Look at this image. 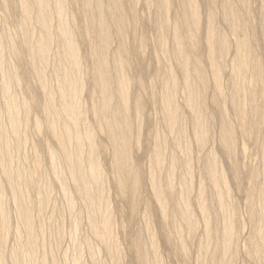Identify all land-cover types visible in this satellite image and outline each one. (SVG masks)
I'll use <instances>...</instances> for the list:
<instances>
[{
    "label": "rangeland",
    "instance_id": "obj_1",
    "mask_svg": "<svg viewBox=\"0 0 264 264\" xmlns=\"http://www.w3.org/2000/svg\"><path fill=\"white\" fill-rule=\"evenodd\" d=\"M7 1H8V5L4 6L2 4L3 0H0V44H1V46H0V53H1L0 57H1V55L3 57V60L1 62L2 64L0 63V69H2V70H0V82H2L3 76H5L7 78L9 77V79H11L10 81H11V86H12V85H14L12 83V80L14 79L13 77L16 74L17 75L19 74L20 84L18 86H15V85H14V87L12 86L13 89H10V93H11L10 96H12V94L15 98L17 96L18 102L22 101V100H26V101L28 100L30 107H31L30 116L28 117L27 121H24L26 124L24 122L22 123V130H23L22 138L18 139L16 137H13V138L11 137V142H12L10 145V152L11 153H9L7 156L12 155L11 157H8L11 159V160L8 159L9 160L8 162H9L10 167L14 170V175H15V173L16 174L18 173V170H21L24 172V169H26V170H28V172H26V170H25V172L27 173V174L26 173L25 174L27 176H30V170H31V174L35 172L31 176L34 175L33 176L34 179L36 181L38 180L35 183L36 185L33 189L30 188V189L25 190L24 188H26V187L22 188L24 186V184L22 187H20L22 190H24V192L26 191L24 196L27 195V197L30 199V202L32 203V205H31L32 210L31 211L33 213V223H34L33 226L36 228L35 229L37 231V232H35L37 234L36 239H38V242H39L37 248L35 249V255L38 256V257H36L35 260L37 262H39L40 260H42V258H45V257L47 258L49 256L48 257L49 259H52L54 257L53 261L56 264H136L139 262V254H138L137 250L135 249V246H136V243H139L142 251L145 253V255H147L146 257L148 258V259L146 258L145 264H197V263L198 264H201V263L202 264H215V263L216 264H259V263L264 264V220H263L264 219V204H262V203H264V201H263L264 195H263V193L260 192V189L257 190L258 185H260L261 183H264V180H263L264 179V160H263L264 159V123H263V126L261 128V131L257 132V135H256V133H253V132L251 134L243 133L241 130L236 128V130H237L236 131L237 149H236V154L232 159H229L224 154L223 149H221L222 146L218 143V140H216V138L220 134V131H218L219 130L218 128H219L221 121H222L221 117L223 118V116L221 115V111L219 109L221 102L223 100L227 99L226 101H223V107H225L224 104H226L225 110H226V113H228L227 116L229 115L228 116L229 119L232 121L233 124L235 123L234 126L235 127L237 126L236 118L234 117V113L232 110L233 106H232V104H230L231 103L230 98H231V94H232V87L229 84V79H230V74H231L229 67H230L231 62L234 58V56L232 54L234 52V48H235L234 43L235 42L232 41L231 36H229L230 35L229 27L226 25V23H224L223 18H221L222 17V12H221L222 0L216 1L217 2V4H216L217 9L216 10L218 11L217 13L219 15V16L217 15L218 26L216 24V27L220 32H223L229 36L228 37V41H229L228 42V50L224 54L225 62H226L225 72L223 73V76L221 78L224 93H223V98L221 99L222 101L219 104H215L214 102L212 104V101L208 99V101L212 104L211 105L209 103L211 106L208 105V114H207L211 132L209 135V139H207V142L204 145V147L203 146L198 147V145H197L198 143L195 142L194 131H193L194 117H192V114L189 111H187L185 106H184V102H183L184 101V88L182 87V84H180V86H179L180 88L177 92V102L179 103L180 109H181L180 110V116L178 119L179 120L178 124H179V126L181 125L180 127L185 130L184 132L186 134L183 137L184 141L181 138L183 145L181 144L182 142L180 144H181V146H185V145L190 146V152H189L190 154L189 155L191 156V160H192V161L191 160L190 161H191V163L193 162L190 165V172L192 173V174L190 173L191 177H189L190 178L189 180L191 181V182L190 181L189 182H190L191 187H192L191 188L192 192L190 194H187L189 192L186 191V188L184 189V187L186 185L185 186L183 185L184 180L186 178H188V176H187L188 171L187 170H189V169H188V167H186L187 165H185V163H183L182 161H180V162L178 161V164H177L178 166L176 165V167L174 169L172 168V163H173L172 158L174 156H177L176 157L177 159L179 158V160H182L183 157H185L186 155L185 154L183 155V153H185V150L183 151L182 148H177V149L173 150L174 145H173V139L171 136L172 134L170 132H169V134H171V135L169 136V134H168V136H166V133H168L169 130H168V125H167L165 119L162 117V107H161V105H162L161 99L163 98V96L165 95V93L167 91L164 83L162 82V81H165V79H166V73L164 70L163 71L161 70L162 72H160V73L157 71L159 64H160V61L166 55H168L169 59L171 58V55H170L172 52L171 50H173V47H174V43L172 42L173 33L172 34L170 33V36L168 37V40H167L166 48L168 51L165 50L166 55L162 54L161 51L160 52L158 51V53L156 54L157 48L155 46L156 45L155 41L157 38V34H156L157 28H156L155 24L157 23V18H158V14H157L158 13V6L156 5L157 0H152L153 5L151 4L150 6H147L145 4V0H140L137 3L136 7H137V14H138V20H137L138 22H137V24H135L133 26L129 25L128 36H127L128 40H126V42H127L126 44L128 47L127 48L128 49L127 50V58L129 59V62L131 61L130 62V66H131L130 69H131V74H132L131 75V84H130V88H129L130 93H131L129 102H130V104H134L137 101H139V102L141 101L140 103H142V105H143V112H142L143 115L140 116L141 119H137L135 117V111H133L134 108L132 109V111L130 113V118L134 122L133 125L138 123V122H136L137 120L138 121L142 120V121H140V127L141 128L139 127V123L136 126L135 125L133 126V130H135L136 132H137V129L138 130L141 129L140 130L141 132L139 131L141 138H140L138 144L136 146L133 145V147H132L133 148V150H132L133 167L136 170L139 178L141 179V185L137 191L138 193L136 195V198L133 201V203L135 204L134 205L135 209L132 207V199L130 198L129 193L127 191H121L117 187L118 174L114 170V164H113V158L114 157L112 155L113 152L111 151L112 150L111 148L107 147V135L105 134L104 129H102V127L100 126L101 122L99 120L98 110H97L99 103H100V98H99V94H97L98 93L97 90H95L92 75H91L92 74V68L91 67L94 64V60H93L94 58L92 57V54L90 53L91 48H92L91 42L93 41V38L91 39L90 36H88L86 33L83 34V31H82V27L85 24L84 17L82 16V12H81V4L83 1H81V0H53L56 8L58 7L59 8L58 10L61 11L63 16L67 18L66 20L69 21V22L67 21V23H66L67 24L66 28H68L67 31L72 32L73 38H75L77 46H79V51H80L79 61L81 63H80V71H79L78 76L81 79L82 84H83V86L81 88L82 91L80 93V100H81V103L83 105L82 111H81V120L83 123H85V124L89 123L91 126H93L94 131H95V135H96L95 138H96V142H97V149L99 150L98 158H99V162L101 164L102 173H103V177H102V179H103L102 183L103 184L101 183L100 185L104 188V190L100 185L95 186L93 183H92V189H94V191L96 190L95 193H96V195H98L97 196L98 198H100L102 196L103 200L107 199L108 201L107 200L106 201L109 203L108 204L109 205L108 206L109 207V210H108L109 214L108 215H109V218L110 217H112V218H110L111 222L108 223L109 226L106 227L108 225V224H106L103 227L104 229L103 228L101 229V235L105 238L110 239V240L109 239L108 240H109V245H110L111 250H112L111 253L107 249H105L106 250L105 251L104 248L102 247L103 246V244H101L102 242L100 241L101 243H99V241H97L98 240L97 237L95 235H92V232H91V231H93V228L91 226L92 224L90 225L89 220H88L89 211H88V209H86L83 206L87 210V212H86V210L81 206L84 204L82 196L79 197L80 195H78V194L76 195V193H75L76 191L73 192L74 189L72 188L73 185L69 181V178H68L69 175L65 174L66 172L64 171V170H67L66 169L67 166H65V163L62 161V159H60L61 158L60 157L61 151L59 152V149L58 150L56 149V147L58 148V146L56 144L57 142H56L54 136H52L51 133L48 132L45 127L40 132H37L36 128L34 126L36 123V119H39L41 121L42 120L45 121L47 119V118H44V115H43L44 114L43 109L45 107L44 105H45V100H46L45 95L49 94V93H52V94L54 93V95H56V98L58 95L57 90H58L59 83H60L59 82L60 76H58L59 71H57V69L59 68L58 65L60 62V61H58L59 60L58 58L60 56L59 52H60L61 47H62L61 46L62 42H61V39L59 38L60 34H59L58 28H57L58 23L55 22L53 24V26L51 27V31L54 34V42L51 46L52 48H51V51L49 52L47 63H44L42 61L40 62V58L38 56H36V58L38 60L37 61L38 66L40 67L41 71L43 70L42 71L43 72L42 77L45 79L46 85H47L46 90H45L46 94H45V93H43L42 89L40 90V88L38 86L39 78L35 77V75L31 73V70H30L31 62L29 61L30 58L28 57L29 55L25 51V47L22 45L23 42L21 41L22 36L20 33V29H21L20 26H21V23L23 22L24 19H23V14H22L21 8H20L21 7V3H19L20 0H7ZM93 1H95V0H93ZM123 1L125 4V6H124L125 12L124 13L126 15H129V13H127L128 12L127 5H128L129 0H123ZM209 1L210 0H198L199 6L201 8L200 9L201 15L203 14L202 15V27L205 29V30L203 29L200 32V36H199L200 38L204 37L206 29H207V27L205 25L207 23V16H208V12H207L208 8L207 7H208ZM100 2H102L103 5L101 3L100 4L103 7L99 4V8H102V10L98 9L99 11L98 10L97 11L102 13L104 18L106 17V19H108L106 21H109L108 22V24H110L109 29L112 30L111 31L112 40H111V44H110L111 47L109 49L110 51H108L109 53L107 54V57H108L107 59L109 60V63H110V71L112 73L115 69V68L113 69L114 66L112 64V63H115V60L113 58H115L116 53L118 51L117 49L120 47V45H119L120 41L118 39L119 37L117 36L118 32L116 30V27L114 26L115 24L113 25L112 23H110L111 21L107 15V13L109 11L108 7L110 6V0H102ZM223 2H224V0H223ZM250 3H251V10L254 11L255 17L257 20V22H256V25H257L256 26V33L254 35L255 41H254V45H253V52L256 55V58H258L260 60V62L262 63V66L264 68V37H263L264 34L261 31L262 29H261V25L259 23V17H260L259 15H261L263 8H264V0L263 1L251 0ZM56 4H59V5H56ZM106 7L108 9H106ZM172 7L173 8H171L172 10L170 12L171 17H172L171 19H173L175 17V15L177 14L176 13L177 8H178L177 0H173ZM35 12H37L36 5H35V9L32 13V18L27 20V23H26L27 24L26 25L27 30L30 33H32L33 37H31V38H33L32 39L33 44H36L37 39L40 37V33H42L39 26H38L39 24L37 23V17L35 16V14H36ZM98 12L96 14L97 18L99 17ZM217 20H216V22H217ZM263 27H264V24H263L262 28ZM75 29H77V30H75ZM170 32H173V30H171ZM132 33H133V35H132ZM261 35H262V37H261ZM12 36H13V39L11 38ZM133 37H135V38H133ZM143 37L146 38V41L144 42V44L145 43L146 44L143 45V47H141L142 48L141 49V48H139V40ZM11 42L13 45L11 44ZM189 50H190V47H186V50H185L186 53H189ZM167 52H168V54H167ZM169 52H170V54H169ZM36 55H38V54H36ZM200 56H202L201 59H202L203 66L207 67L209 65V62L206 59L207 57H205V47L204 48L201 47V49L199 51V57ZM170 60H172V58ZM172 62H173V60H172ZM42 66H43V68H42ZM173 71H174V73H177L178 80L181 83L182 72H180V69L178 68V66L176 64L173 65ZM2 73L4 75H2ZM253 73H254V71L252 70V72L249 73V78L253 75ZM250 74H251V76H250ZM81 76L83 78H81ZM137 80H138V83H137ZM248 81H249V79L246 82H248ZM0 85H1V83H0ZM263 85H264V83H263ZM112 87H115V83H112L111 88ZM244 88H245V86H244ZM150 89H153V90H150ZM142 91H146V92H142ZM155 91H156V93H155ZM244 92H245V90H244ZM132 94H134V95H132ZM150 95H152V96L150 97ZM137 96H139V97L137 98ZM224 96H226L225 97L226 99L224 98ZM5 98H6V96L3 93V91L1 90V86H0V107L3 106V103L5 102L3 100H5ZM95 98H97V99H95ZM139 98H140V100H138ZM208 98H211V94ZM116 99H117V97L114 99L113 103H115L117 101ZM214 110H216V111H214ZM7 115H8L7 113L1 114L0 123L1 122L4 124L8 123ZM2 116H4V117H2ZM20 116L24 117L23 110H21ZM212 117L213 118L215 117V119H213ZM49 120H51V117H49ZM6 126H9V123ZM81 127L83 128V124L81 125ZM135 127L136 128L138 127V128L136 129ZM217 133H218V135H217ZM161 134L163 136L165 135V138H168V139H166V142H165V145L167 148L164 145L166 150L164 149L165 151L163 154V157H164L163 158V164L166 163V165L164 164L161 167V169H160V170H162L161 173H160V170H158V171L156 170L157 173L156 172L155 173L159 177L161 176V174L164 177L165 175L166 176L168 175V171H170L169 168L174 170V173H173L174 176L172 175V172H171V175L174 178L171 177L172 180L169 179L170 182L172 183V191L174 192L173 197H175L174 200L176 199L177 201H179L181 194H182V196H184L183 192H184V194H185V191L187 192L184 197L187 199L190 198L189 200L191 202V205L194 206V207L192 206L193 213H192V211L190 212L194 216L192 214H190L191 215L189 217L190 221L191 220L194 221L195 219H197L196 221H194V224H195V222L196 223L198 222L196 224L197 226L193 227V229L190 228V226H192V224L189 225V227H187L188 225L186 226L183 223V221L179 217L178 213L177 212H176L177 214L173 213L176 210H175L174 206H173V208H171L172 207L171 205H170L171 206L170 207L171 212L172 211L173 212L171 213L169 211L170 216H168L169 219L167 220V222L169 220L170 221L173 220L174 218H175L174 221H176V220L177 221L165 223L164 218L161 215V212L159 210L158 204L155 201L154 192L152 193V191H151L150 181H148V177H149V173H150L149 170H153L155 168L153 166H152L153 168L151 167V165H153L151 158L153 156L154 145L156 142V138H153V137H156L157 135H161ZM85 137H86V139H88L89 135H85ZM154 139H155V141H154ZM171 139H172V141H171ZM169 142H170L171 146L173 145L172 147L170 146ZM205 146H206V148H205ZM174 148H176V147H174ZM202 148H203V150H202ZM177 150H178V153H176ZM52 151H56V154H54L55 152L52 153ZM207 152L209 155L212 153H214L216 155V160H218V162H219V167L224 172V174L226 175V178H227V181L229 184V188L231 190L232 199L235 202L234 205H236V206H234L235 208H233L232 205L229 206V204H228V205L224 206V208L227 209L228 208L227 206H229V207L232 206L231 208H233V209L228 208V211L231 209V211H230L231 213L230 212L228 213L227 211L224 210V208L221 205H219L218 199L216 198L217 192L214 191L211 183L210 182L208 183L209 178L204 174L205 158H207L209 156V155H207ZM51 153H52L54 160L56 158L58 159L60 157L59 158L60 161L59 160H55V161L52 160L50 158ZM58 154L60 156H58ZM172 154H174V156H172ZM37 155H39V158L41 157L40 158V164L38 166H33V165H36V164H34V162L36 161ZM55 155L58 157H56ZM206 155H207V157H206ZM10 161L12 164L10 163ZM233 162H235L237 167H238V175H239L238 180H236L235 175H234V177L232 176L233 175V169H232L231 164ZM170 164H171V166H170ZM34 167L35 168L37 167L36 169H39V170H36ZM253 168H255L257 170L259 169L258 170L259 172L257 171L259 175H258L257 179H254V180L251 179L250 174H249V171L252 170ZM167 169H168V171H167ZM201 169H203V170H201ZM2 173H3L2 167H0V206H3L6 210V212L9 213L8 214V218H9L8 226H10L9 230L7 231V237H6V239L8 238V240H6L7 245L5 247V251H7L8 253H6V254L9 255V258H8L6 264H15L16 255L21 256L22 258H24L25 256L27 258H30L28 255V250H27L26 246H23L24 248H22V250H21V253L23 252L24 256H22L21 253L15 255V253L13 251L14 249L16 251L17 246L19 244L18 243L19 240H21V239L25 240V238H26V235H25V237L21 238V236L23 235L24 232L16 230L17 228L19 229L21 226V222H20L21 213L18 209V206H19L18 200L21 197L20 196L21 193H19V192L20 191L23 192V191L20 188H18V190L16 188L15 191L10 189L11 186H10V184H8L9 182L6 183L7 180H5L6 179L5 176H3L4 173L3 174ZM164 173H166V174L164 175ZM66 175H67V177H66ZM36 176H39V177L36 178ZM53 176H55V177H53ZM56 176H58L60 178L61 177L63 178V176H64L65 178L68 179V181H67L68 185L66 184V191L67 192H65L64 186H63L60 178H58ZM163 177H162V179H163ZM39 178L42 179L43 183L41 182V179L39 182ZM142 180L145 182H143ZM251 180H252V182H251ZM44 181L45 182L47 181L46 185L48 187L45 186ZM254 181L256 183H254ZM40 184L41 185L44 184L45 187L43 185L41 186ZM192 185H194V186H192ZM253 185L256 186V187L254 186V189H256V195H255V198L253 199L254 200L253 201L254 202L253 203L254 204V206H253L254 212L252 211V213H251V209L249 208L248 204H246V203H247V199L249 196L250 188H252ZM201 186L203 189L200 188ZM38 187H39V189H38ZM40 187H42V188H40ZM35 188H37L39 191L36 190ZM46 188L47 189L49 188V189L47 190ZM199 188L201 189L203 194H201V192L198 191ZM181 189H183L185 191L182 192ZM10 190H12V191H10ZM63 190L65 193L63 192ZM47 191H48V193H47ZM206 191H207V193H206ZM62 192H63V194H62ZM46 193L48 195H46ZM15 194H17V196H20V197L17 198ZM200 194L203 196L202 200H201L202 196ZM199 196H200V199H199ZM204 196H205V198H204ZM259 196H262V197H259ZM15 198H17L18 200ZM261 199H263V200H261ZM16 200L18 201V205L16 203ZM176 200H175V202L177 203ZM74 201H75V205L73 204V206L71 208L69 206V204L74 203ZM81 201H82V203H81ZM98 201L100 202V199H98ZM260 201H261V203H260ZM176 203H175V205H176ZM199 204L200 205L206 204L204 211L206 212V214L208 216L205 214L204 211H202L201 208H198L197 205H199ZM208 206H209V208H208ZM220 206L223 208V210H221L222 208ZM206 208H208V209H206ZM219 208H221V209H219ZM248 208L250 210H248ZM200 211L202 212V214L206 215L205 216L206 218L203 217L204 215H202ZM223 211H225V213L227 212L228 215L226 214L227 215L226 216ZM248 211H250V212H248ZM255 211L258 212V214H256ZM87 213H88V215H87ZM231 214L235 215V217H236L235 218L236 220L233 218L234 219V233L236 234V238L233 242H231L232 246H231V244L229 245V247L232 249H230L228 247V245L226 246V243H224V241H221L223 239V238H221L222 236L218 235L219 233L222 234L223 230L221 231L220 229H222V227H225L224 225L226 222L224 220H226V218H228L229 216L232 217ZM171 215H173V219L171 218L172 217ZM175 215H177V217ZM80 216L81 217L83 216V217L81 218ZM193 217H194V219H192ZM224 217H225V219H224ZM98 218L100 220H102L103 215L100 213V215H98ZM212 221L213 222L217 221L215 223L217 225L213 224L214 226L211 225L209 227V225L212 223ZM181 222L183 223V225ZM207 222H210V224ZM223 222H225V223H223ZM175 223H177L176 226L173 225ZM181 225L184 228H182ZM193 226H195V225H193ZM179 227H181L182 230ZM211 227L214 230H211L212 229ZM40 228H42L44 230L42 231V229H40ZM178 228L180 229V231H182V233L179 231ZM189 228L193 232L189 231ZM194 229L196 231H194ZM254 229H255V231H254ZM209 230H211V232H209ZM217 230H218V232H217ZM18 232H20V233L18 234ZM39 232H42V234H44V235H39ZM61 232H64V233H61ZM151 232H152V234H151ZM208 232H209V234H208ZM215 233H217V234H215ZM2 235L5 236L6 231H4V233H0V237H2ZM19 235H20V237H19ZM152 235L153 236L155 235V237H156V243H157L156 248L157 249L154 248L156 251H153V245L151 244L152 243V241H151ZM138 240L141 242H139ZM251 240H253V242L255 241V243L252 242V244H251ZM256 241L259 243L258 244L259 247L261 246L260 248L258 247V245H256ZM87 242L88 243L91 242L92 245L89 243L90 246H87V245H89ZM253 244H255V245L252 246ZM182 245H187L188 249L186 248L187 249L186 251H188L189 254H187V255L184 254L186 257L189 256L187 259H185L186 257L183 256V252L181 253V246ZM233 245H234V247H233ZM91 246H93V248H91ZM252 247H253V249H252ZM254 247H256V250L254 249ZM257 247L259 248L258 251H257V249H258ZM251 250H254V251H251ZM97 251H98V253H97ZM175 251H177L178 253L177 252L175 253ZM179 252H180V254H179ZM234 252H235V256H233ZM249 252H250V254H252L253 252L254 253L257 252V253H255L256 259H254V257L249 255ZM92 253H94V256ZM25 254H27V255H25ZM114 254H115V256H114ZM220 255H223V256H220ZM249 256H250V258H249ZM199 260H201V261H199ZM196 261H198V262H196ZM223 261H225V262H223ZM217 262H219V263H217Z\"/></svg>",
    "mask_w": 264,
    "mask_h": 264
},
{
    "label": "bare ground",
    "instance_id": "obj_2",
    "mask_svg": "<svg viewBox=\"0 0 264 264\" xmlns=\"http://www.w3.org/2000/svg\"><path fill=\"white\" fill-rule=\"evenodd\" d=\"M81 1H83L81 4V12H82V16L84 17V21H85V24L82 27V31H83V34L86 33L88 36H90L91 39L93 38V41L91 42L92 48H91L90 53L92 54V57L94 58L93 59L94 64L91 67L92 68V74L91 75H92L95 90H97V92H98L97 94H99V98H100V103H99V106L97 108L99 120L101 122L100 126L102 127V129H104L105 134L107 135V147L111 148L112 149L111 151L113 152L112 155L114 157L113 158L114 170L118 174L117 187L121 191H127L129 193L130 198L132 199V207L134 208L135 204L133 203V201L136 198V195L138 193L137 191L141 185V179L139 178L136 170L133 167V163H132V150H133V148L132 147H133V145L136 146L138 144L140 138H141L139 131L141 130L140 129L141 128L140 127V121H142V120L136 121L139 123V127H140L139 128L140 130L137 129L138 127L137 128L135 127L137 129V132H136L135 130H133V126L134 125L136 126L138 123L133 125L134 122L130 118V113H131L132 109L134 108L133 111H135V117L137 119H141L140 116L143 115L142 114L143 105H142V103H140L141 101L140 102L137 101L134 104H130V102H129L130 94H131L129 88H130V84H131V75L132 74H131V69H130V67H131L130 62L131 61L129 62V59L127 58V50H128L127 48L128 47L126 44L127 43L126 40H128L127 36H128L129 25L133 26V25L137 24V22H138L137 21L138 20V14H137V7L136 6L140 0H129L128 5H127V10H128L127 13H129V15H126L124 13L125 12V10H124L125 4H124L123 0H110V6L109 7L107 6L109 8L107 15L111 21L110 23H112L113 25L115 24L114 26L116 27V30L118 32L117 36L119 37L118 39L120 41V44H119L120 47L117 49L118 51L116 53L115 58H113L115 60V63H112V64L114 66L113 69L114 68L115 69L112 73L110 71L109 60L107 59L108 58L107 54L109 53L108 51H110L109 49L111 47L110 44H111V40H112V34H111L112 30L109 29V26H110V24H108L109 21H106L108 19H106V17L104 18L102 13L98 12L99 11L98 9L102 10V8H99V4L100 3L102 4V2H100V1H102V0H100V1L99 0H95V1H93V0H81ZM216 1L217 0H210L208 3V7H207L208 10L206 9L208 12V16H207V23L205 25L207 27V29H206V32H205V35L203 38L199 37L200 32L204 28L202 27V15L203 14L201 15V12H200L201 8L199 6L198 0H177V5H178L177 12H176L177 14L175 15V17L173 19H171L172 17H171V13H170L172 10L171 8H173L172 7L173 0H157V3H156V5L158 6V13H157L158 18H157V23L155 24L156 28H157V30H156L157 38L155 41V43H156L155 46L157 48L156 49L157 52L155 51L156 54L158 53V51L159 52L161 51L162 54H165V50H167L166 45H167L168 37L170 36V33L171 34L173 33L172 42L174 43V47H173V50H171L172 52L170 51L171 54L169 52L173 62H172V60H170L171 58L169 59L168 55L165 54L166 56L163 58L164 60L162 59L160 61V64H159L157 71L160 73L164 70L166 73V79H165V81H162V82L164 83L167 91H166L165 95L163 96V98L161 99L162 117L165 119V121L168 125V130H169L168 133H166V136H168L169 132L172 134V135L169 134V136L170 135L172 136L173 145H174V147H176V148L173 147V150H175L177 148H182L183 151L185 150V153H183V155L185 154L186 156L183 157L182 160H179V158L177 159L176 158L177 156H174V154H172V156H174L172 158L173 163L170 161L172 163L173 169L178 164V161L179 162L182 161L183 163H185V165H187L186 167H188V169H189V170H187L188 171V174H187L188 178H186L184 180V184H183L184 186L186 185L185 187L184 186L183 187H184V189L186 188V191L189 193H187L185 190L181 189L182 192L185 191V194L186 193L190 194L192 192L191 191L192 187L190 184L191 181L189 180L190 179L189 177H191L190 165L193 162L191 163L192 160H191V156L189 155L190 154L189 153L190 152V146H188V145L181 146V144L183 145L181 138L184 141L183 137L186 134L184 132L185 130L180 127L181 125L179 126V124H178V121H179L178 119L180 116V110L181 109H180L179 103L177 102V92L180 88L179 87L180 84H182V87L184 88V101H183L184 106H185L186 110L192 114V117H194L193 131H194L195 142L198 143L197 144L198 147L199 146L204 147V145L207 142V139H209V135L211 132L209 122H208V116H207L208 105H210L211 103L208 101V99L212 101V104H213V102L215 104H219L222 101L221 99L223 98L224 91H223L221 78L223 76V73L225 72L226 62H225L224 54L228 50V42H229L228 37L229 36H231L232 41L235 42L234 43L235 48H234V52L232 54L234 56V58H233L231 65L229 67L230 72H231L229 84L232 87V94H231V98H230L231 103L230 104H232V106H233L232 110L234 113V117L236 118L237 126L235 127L234 126L235 123L233 124L232 121L228 117L229 115L227 116L228 113H226V110H225L226 104H224L225 107H223V101L227 100L225 98L226 96H224V98L226 100H223L221 102V105L219 108L223 118L221 117L222 121H221V124L218 128L219 129L218 131H220V134L216 138V140H218V143L222 146L221 149H223L224 154L229 159H232L235 156L236 149H237V145H236V131L237 130H236V128L241 130L243 133L251 134L253 132V133H256V135H257V132L261 131V128H262L263 123H264V85H263V83H264V70L263 69L264 68H263L260 60L258 58H256V55L253 52V45H254V41H255L254 35L256 33V26H257L256 22H257V20L255 17L254 11L251 10V3H250L251 0H224V2L222 0V7H221L222 17L221 18H223L224 23H226V25L229 27V31H230L229 36L223 32H220L216 27V24L218 26V20H217L218 19V17H217L218 11L216 10L217 9V7H216L217 2ZM261 1H263V0H261ZM152 2H153L152 0H145V4L147 6H150L151 4L153 5ZM19 3H21L20 8H21V11L23 14V19H24L23 22L21 23V26H20V28H21L20 33L22 36L21 41L23 42L22 45L25 47V51L27 52V54L29 55L28 57L30 58L29 61L31 62V67H30L31 73L34 74L35 77L39 78L38 86H39L40 90L42 89L43 93H45V94H46L45 90H46L47 85H46L45 79L42 77V73H43L42 71L43 70L41 71L40 67L38 66V62H37L38 60H37L36 56H38L40 58V62L42 61L44 63H47L49 52L51 51V48H52L51 46L54 42V34L51 31V27L53 26V24L55 22L58 23L57 28H58V32L60 34L59 38L61 39V42H62V44H61L62 47H61V50L59 52L60 56L58 58L59 59L58 61H60L59 65H58L59 68L57 69V71H59L58 76H60V79H59L60 83H59V87L57 90L58 95H57V98H56V95H54V93L53 94L49 93V94L45 95L46 100H45V105H44L45 107L43 109V113H44L43 115H44V118H47V119L45 121H43V120L41 121L39 119H36V123L34 126H35L37 132H40L45 127L46 130L48 132H50L52 136H54V138L57 142L56 144L58 146V148L56 147V149L57 150L59 149V152L61 151V153H60L61 156L59 154H58V156L61 157V158L60 157L59 158L62 159V161L65 163V166H67V168H66L67 170H64V171L66 172L65 174L69 175L68 178H69V181L71 182V184L73 185L72 186V188L74 189L73 192L76 191L75 192L76 195L77 194L80 195L79 197L82 196L84 204L81 206L82 207L84 206L89 211V218L88 217L87 218L89 220V224L90 225L92 224L91 225L93 228V231H91L92 235H95L97 237V239H98L97 241H99V243L102 242L101 244H103V246L102 245L101 246L104 248V250L107 249L111 253L112 250H111V247L109 245L110 239L105 238L101 235V229L106 224L111 222L110 218H112V217L109 218V215H108L109 214L108 213V210H109L108 204L109 203L107 202L108 201L107 199L104 198L105 200H103L102 196L100 198H98L97 197L98 195H96V193H95L96 190L94 191V189H92V183L95 186H99L103 180L102 179V177H103L102 168H101V164H100L99 158H98L99 150L97 149V142H96V138H95L96 135H95V131H94L93 126H91L89 123L85 124L81 120V111H82L83 105H82L81 100H80V93L82 91L81 88H82L83 84H82L81 79L78 76L79 71H80V63H81L79 61V57H80L79 46H77L75 38H73L72 32L67 31L68 30V28H66V25H67L66 23L68 21V20H66L67 18L63 16L61 11L58 10L59 9L58 7L56 8L53 0H20ZM2 4L4 6H7L8 1L3 0ZM35 5H36V9H37V12H35L36 13L35 16L37 17V23L39 24L38 26H39L42 33H40V37L37 39L36 44H33L32 43L33 38H31L33 36H32V33H30L27 30V28H26L27 24L26 23H27V20L32 18V13L35 9ZM56 5H59V4H56ZM107 7H106V9H108ZM95 10L96 11L98 10L97 11L99 13L98 18L96 17L97 12ZM259 16H260L259 17V23H260L261 29H262L261 31L264 34V27L262 28V26L264 24V8H263L261 15H259ZM216 20H217V22H216ZM75 30H77V29H75ZM171 30H173V32H170ZM132 35H133V33H132ZM13 36L11 37L12 39H13ZM135 37H133V38H135ZM261 37H262V35H261ZM145 41H146L145 37H143L139 40V48L143 47V45L146 44V43L144 44ZM11 44H12V42H11ZM0 46H1V44H0ZM186 47H190L189 53H186V51H185ZM201 47H203V48L205 47V57H207L206 59L209 62V65L207 67L206 66L204 67L202 64V59H201L202 56L199 57V51H200ZM36 54H38V55H36ZM167 54H168V52H167ZM2 60H3V57L1 55L0 63L2 62ZM175 64L180 69V72H182L181 83L178 80L177 73H174V71H173V65H175ZM42 68H43V66H42ZM0 70H2V69H0ZM252 70L254 71V73L252 76L250 74L251 77L249 78V73L252 72ZM2 75H4V74L2 73ZM13 78L14 79L12 80V83L15 86H18L20 84L19 74L18 75L16 74ZM81 78H83V77L81 76ZM248 79H249V81L246 82ZM10 80L11 79H9V77L7 78V77L3 76V80H2V82H0L1 83V85H0L1 90L3 91V93L6 96L5 100H3V101H5L3 103V106L0 107V116H1V114H4V113H7L9 115V116L7 115V117H8L7 120H8L9 126H6V125H8V123L7 124H4L2 122L0 123V165H1L0 167H2V171L4 173V174L3 173L2 174H3V176H5V178H6L5 180H7L6 183L9 182L8 184H10V186H11L10 189H12L13 191H15L16 188L18 190V188L23 186V184H24V186L22 188L26 187V188H24L25 190L30 189V188L33 189L36 185L35 183L38 181V180L36 181L34 179V177H33L34 175L31 176L35 172L31 174V170H30V176H27L26 172H28V170L24 169V172L21 170H18V173L17 174L15 173V175H14V170L10 167L9 162H8L9 160H11L8 157L12 156V155L7 156L9 153H11L10 152V145L12 143L11 137L12 138L16 137L18 139L22 138V135H23L22 123L24 121L28 120V117L30 116V113H31V107H30L28 100L27 101L22 100V101L18 102L17 96H16V98L13 96V94H12V96H10V94H11L10 89H13L12 86L14 87V85L11 86ZM138 80H137V83H138ZM112 83H115V87L111 88ZM244 86H245V88H244ZM150 90H153V89H150ZM244 90H245V92H244ZM142 92H146V91H142ZM155 93H156V91H155ZM210 94H211V98H208L210 96ZM132 95H134V94H132ZM151 96L152 95H150V97ZM116 97H117V99H116L117 101L115 103H113V101ZM138 97L139 96H137V98ZM97 98H95V99H97ZM138 100H140V98ZM21 110H23V113H24V117L22 116L23 118L20 116ZM214 111H216V110H214ZM2 117H4V116H2ZM49 117H51V120H49ZM213 119H215V117ZM82 124H83V128L81 127ZM85 135H89L88 139H86ZM217 135H218V133H217ZM153 138H156V142L154 145L153 156L151 158V160L153 162V165H151V167L153 166L155 168L153 170H149L150 173H149L148 181H150L151 191H152V193L154 192L155 201L158 204L161 215L164 218V222L166 223L167 220L169 219V217H168V216H170L169 211L171 212V208H173V206H174L176 211L173 209L175 212H173V211L172 212L175 214L178 213V215L182 219L183 223L186 226L188 225L187 227H189V225L192 224V226H190V228L193 229V227L197 226L196 224L198 222L197 223L195 222V224H194V221H196L197 219H195L194 221L193 220L190 221V218H189L191 216L190 214L193 213V210H192L193 205H191V202L189 200L190 198L189 199L185 198L184 197L185 194L183 192L184 196H182V194H181L179 201H177L175 199L177 201V203L179 202L178 204L174 200V198H175V197H173L174 192L172 191V183L170 182V180H172V178H174V177H172L174 170L169 168L171 166V164L168 167L170 169V171H168V169H167L168 175L167 176L165 175L167 172L164 173V175H165L164 177L161 174L163 179L161 176H160L161 177L160 178L156 174L157 171L160 170L164 164L166 165V163L163 164V158H164L163 154H164V151L166 150L165 149V147H166L165 142H166V139H168V138H165V135L163 136L162 134L157 135L156 137H153ZM172 139H171V141H172ZM154 141H155V139H154ZM169 144H170V142H169ZM164 145H165V147H164ZM170 146H171V144H170ZM205 148H206V146H205ZM71 149L73 151L74 150L75 151L73 152ZM178 150L176 153H178ZM202 150H203V148H202ZM208 152H207V155H209ZM52 153L56 154V151H52ZM52 153L50 154L51 155L50 158L52 160H54ZM207 155H206V157H207ZM58 156H56V157H58ZM40 158H39V155H37L36 161L34 162V164H36V165H33V164L32 165L38 166L40 164ZM59 158L58 159L56 158L55 160L60 161ZM10 163H11V161H10ZM231 165H232V169H233V175L232 176L234 177V175H235L236 180H238V178H239L238 167H237L235 162H233ZM25 170H26V172H25ZM36 170H39V169H36ZM201 170H203V169H201ZM258 170L253 168L252 170L249 171V174H250V177L252 180L257 179V177L259 175ZM161 171L162 170H160V173H161ZM171 172H172V175H171ZM204 174L209 178L208 183L210 182L211 185L213 186L214 191L217 192L216 198L218 199L219 205H221L224 208V206L229 204V206L232 205L233 208H235L234 206H236V205H234L235 202L232 199L231 190L229 188V184H228L226 175L220 169L219 162H218V160H216V155L214 153L210 154L207 158H205ZM67 175H66V177H67ZM64 176H63V178L62 177L60 178L58 176H56V177L60 178V180L64 186V190H65V192H67L66 191V184L68 185V182H67L68 179L65 178ZM37 177H39V176H36V178ZM53 177H55V176H53ZM40 179L41 178H39V182H40ZM252 180H251V182H252ZM41 182L43 183L42 179H41ZM46 182H45V186H47ZM143 182H145V181H143ZM254 183H256V182L254 181ZM42 185L44 186V184H42ZM192 186H194V185H192ZM254 186L255 185H253V187L250 188L249 196H248L247 203H246V204H248L249 208L251 209V213H252V211L254 212V210H253L254 209L253 208V206H254L253 201L254 200L253 199L255 198V195H256V189H254ZM40 188H42V187H40ZM200 188L203 189L202 186ZM200 188L198 191H200L201 194H203ZM35 189L38 190L39 187H38V189L37 188H35ZM258 189H260V192L263 193V195H264V183H261L260 185H258L257 190ZM12 190H10V191H12ZM64 190H63V192H64ZM103 190H104V188H103ZM22 191L23 192L18 191L19 193H21V195L18 193L21 197L17 196V194H15L17 198L20 197L19 200L17 198H15V199H17L19 201L18 209L21 213V220L19 219L21 222V226L19 229L17 228L16 230L24 232L23 235L21 236V238L25 237V235H26V238H25V240H23V239L19 240V242H18L19 244L17 246L16 251H15V249L13 251H14L15 255L20 254L22 248H24L23 246H26V248L28 250V255L30 258H27L26 256L24 258H22L21 256L16 255L15 264H56L53 261L54 257L52 259H49L48 258L49 256L47 258L46 257L42 258V260H40L39 262H37L35 260L36 257H38L35 255V249L37 248L39 242H38V239H36V237H37V234L35 233V232H37L35 230L36 228L33 226V224H34L33 223V213L31 211L32 210V207H31L32 203L30 202V199L27 197V195L24 196L26 191L25 192H24V190H22ZM63 192H62V194H63ZM47 193H48V191H47ZM47 193H46V195H48ZM206 193H207V191H206ZM259 197H262V196H259ZM202 198H203V196L201 197V200H202ZM204 198H205V196H204ZM98 199H100V202L98 201ZM199 199H200V196H199ZM17 200H16V203L18 205ZM261 200H263V199H261ZM81 203H82V201H81ZM175 203H176V205H175ZM260 203H261V201H260ZM73 204L75 205V201H74V203L69 204V206L72 208ZM262 204H264V203H262ZM204 205L199 204L197 206H198V208H201L202 211H204L206 204H204ZM229 206H227V207L228 208L232 207V206L231 207H229ZM208 208H209V206H208ZM208 208H206V209H208ZM221 208H219V209H221ZM223 208L221 210H223ZM228 208L227 209L224 208V210L229 213L231 211V209H233V208H231L229 211H228ZM249 208H248V210H250ZM191 211H192V213H190ZM225 211H223V212L225 213ZM86 212H87V210H86ZM227 212L225 213V215L226 214L228 215ZM248 212H250V211H248ZM100 213L103 215L102 220H100L98 218V215H100ZM8 214L9 213L6 212L5 208L3 206H0V233H4V231H6V235L5 236L2 235V237H0V264H6L8 258H9V255L6 254L8 252L5 251V247L7 245L6 240H8V238L6 239L7 231L9 230V227H10V226H8V221H9ZM201 214H202V212H201ZM205 214H206V212H205ZM256 214H258V212H256ZM87 215H88V213H87ZM202 215H204V214H202ZM206 215H204L203 217H205ZM171 216H172L171 218L173 219V215H171ZM175 216L177 217V215H175ZM233 218L234 219L236 218L235 215H232V217L229 216L228 218H226L227 221L224 220L226 223L223 222V223H225V225H224L225 227H222V229L219 228L221 231L223 230V232H222V234L219 233L218 235L222 236L221 238H223V239L221 241H224V243H226V246L228 245V247L230 244L232 246L231 242H233L236 238V234L234 233V219ZM174 219L171 221L169 220L167 223L174 221ZM192 219H194V217ZM224 219H225V217H224ZM176 221H174V222H176ZM210 222H207V223L210 224ZM216 222L212 221V223L209 225V227L211 225L212 226L217 225V224H215ZM177 223H175L173 225L176 226ZM183 223H182V225H183ZM182 225H181V227H182ZM193 225H195V226H193ZM108 226H109V224L106 227H108ZM181 227H179V228H181ZM182 228H184V227H182ZM182 228H181V230H182ZM190 228H189V231H192ZM40 229H42V228H40ZM195 229H194V231H196ZM43 230L44 229H42V231ZM211 230H214V229L212 228ZM211 230H209V232H211ZM179 231H180V229H179ZM254 231H255V229H254ZM180 232L182 233V231H180ZM209 232H208V234H209ZM217 232H218V230H217ZM19 233L20 232H18V234ZM61 233H64V232H61ZM151 234H152V232H151ZM215 234H217V233H215ZM39 235H44V234H42V232H39ZM19 237H20V235H19ZM151 239H152L151 244L153 245V251H156L154 249V248H156V245H157L155 235L154 236L152 235ZM139 242H141V241H139ZM252 242H253V240H251V244H252ZM89 243L91 244V242H89ZM253 243H255V241ZM90 244L87 246H90ZM258 244L259 243L256 241V245H258ZM254 245L255 244H253L252 246H254ZM93 246H91V248H93ZM233 247H234V245H233ZM258 247H259V245H258ZM186 248H187V245L181 246V253L183 252V256L189 254L188 251H186L188 248L187 249ZM259 248L257 249V251L259 250ZM135 249L137 250V252L139 254V262L138 263L139 264H145L147 255H145V253L142 251L139 243H136ZM230 249H232V248H230ZM252 249H253V247H252ZM254 249L256 250V247H254ZM251 251H254V250H251ZM176 252L177 251H175V253ZM97 253H98V251H97ZM255 253H257V252H255ZM255 253L253 252L252 254H250V252H249V255L254 257V259H256ZM21 254H22V256H24L23 252ZM92 254L94 256V253H92ZM179 254H180V252H179ZM25 255H27V254H25ZM114 256H115V254H114ZM220 256H223V255H220ZM233 256H235V252H234ZM188 257H186L185 259H187ZM249 258H250V256H249ZM201 260H199V261H201ZM196 262H198V261H196ZM223 262H225V261H223ZM138 263H136V264H138ZM217 263H219V262H217Z\"/></svg>",
    "mask_w": 264,
    "mask_h": 264
}]
</instances>
